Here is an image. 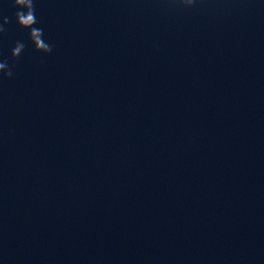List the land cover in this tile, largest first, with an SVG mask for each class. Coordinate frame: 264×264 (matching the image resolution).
Here are the masks:
<instances>
[{"label": "water", "instance_id": "obj_1", "mask_svg": "<svg viewBox=\"0 0 264 264\" xmlns=\"http://www.w3.org/2000/svg\"><path fill=\"white\" fill-rule=\"evenodd\" d=\"M33 2L49 54L0 0V264H264V0Z\"/></svg>", "mask_w": 264, "mask_h": 264}, {"label": "clouds", "instance_id": "obj_2", "mask_svg": "<svg viewBox=\"0 0 264 264\" xmlns=\"http://www.w3.org/2000/svg\"><path fill=\"white\" fill-rule=\"evenodd\" d=\"M12 7L17 9L14 13L16 24L21 29L28 30V38L34 50L43 54H49L52 52V45H50L43 38V29L37 28V18L35 15V7L33 0H12ZM9 23V18L3 16L2 23H0V34H3L7 31L5 25ZM25 48L23 42H17L14 47L11 49L10 55L13 59H16L20 56L22 51ZM0 75L4 78L11 77L13 75L12 70L8 66V62L0 61Z\"/></svg>", "mask_w": 264, "mask_h": 264}]
</instances>
